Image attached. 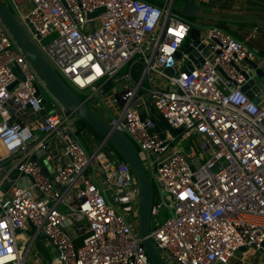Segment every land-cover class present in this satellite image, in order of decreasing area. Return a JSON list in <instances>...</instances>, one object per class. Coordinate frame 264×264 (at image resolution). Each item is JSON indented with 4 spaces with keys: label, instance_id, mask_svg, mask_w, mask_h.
<instances>
[{
    "label": "built area",
    "instance_id": "obj_1",
    "mask_svg": "<svg viewBox=\"0 0 264 264\" xmlns=\"http://www.w3.org/2000/svg\"><path fill=\"white\" fill-rule=\"evenodd\" d=\"M3 1L92 109L108 97L106 120L144 152L151 220L167 211L150 226L160 254L170 264H264V96L241 88L248 59L264 67L250 44L259 25L238 38L184 19L175 0ZM192 26L199 54L177 58ZM77 120L0 18V161L12 156L0 166V264H30L36 240L55 252L45 264H152L129 164L101 136L87 150ZM41 147L49 175L31 157Z\"/></svg>",
    "mask_w": 264,
    "mask_h": 264
},
{
    "label": "water",
    "instance_id": "obj_2",
    "mask_svg": "<svg viewBox=\"0 0 264 264\" xmlns=\"http://www.w3.org/2000/svg\"><path fill=\"white\" fill-rule=\"evenodd\" d=\"M160 1V0H155ZM181 13L194 17V18H211L217 19L218 16L205 11L204 5L197 3L195 0H182L181 3L177 4ZM102 9L91 12L90 15H96ZM0 18L6 25L10 34L20 47L21 51L32 64L34 69L44 80L50 91L65 105V107L74 113L76 119L84 120L94 131H96L101 137L106 138L118 153L127 161L129 164L135 180L137 182L138 194H137V216H138V230L142 236V242L145 247L148 258L152 264H170L158 251L153 239L150 236L151 226V206L153 203V188L151 180L148 176L146 168L142 162L139 151L133 142L126 136L122 131L111 125L106 118L102 117L94 109H92L86 101L60 76L57 70L47 61L42 55L34 43L26 35L18 23L13 11L5 4L3 0H0ZM224 29H227L225 25H220ZM236 37L242 38L238 33L230 30ZM199 29L196 26H192L189 31V37L184 41L180 48L176 51L175 56L181 57L182 52H189V57L194 60V55H198L197 48L195 47L198 43ZM256 52L257 56L264 58V49L250 43ZM200 47V46H199ZM204 52V50H203ZM199 60L202 58L199 56ZM251 65L250 72L246 73L243 71L246 80L242 83L241 88L247 93L248 96L252 97L254 101H258L264 96V67L257 66L256 61L248 59ZM185 70H191L192 65L188 60L183 66ZM171 72V69H168ZM16 83L14 81L10 84V87ZM111 81L104 84V89L107 90L111 86ZM43 109L40 113L43 115L49 110L50 106L46 98L43 99ZM156 118L162 123L166 124V119L161 115L157 114ZM181 131V128L174 129L173 132L177 133ZM98 137L94 139L98 141ZM35 142V141H34ZM34 142L28 145V148L33 146ZM49 147V146H46ZM17 151L15 155L20 154ZM48 151L46 148H39L32 154L33 159L42 165V169L46 174H50L51 165L46 158ZM12 156L5 158L0 161V166L7 162ZM30 225L31 222H30ZM246 246H242L241 249H245Z\"/></svg>",
    "mask_w": 264,
    "mask_h": 264
},
{
    "label": "trees",
    "instance_id": "obj_3",
    "mask_svg": "<svg viewBox=\"0 0 264 264\" xmlns=\"http://www.w3.org/2000/svg\"><path fill=\"white\" fill-rule=\"evenodd\" d=\"M207 4L214 7L215 11L220 9L234 13L235 17L233 19V24L236 25V29H232V30H234L235 32H239L241 35L245 34L246 31L241 29L247 24L249 25L258 24L259 26L261 25L260 27H264V0H210ZM215 11L213 10V12ZM217 16H218L217 19L200 18V20L205 24L206 23L208 24L213 23L218 25L223 24L228 29L229 28L231 29L229 18H226L224 16L222 17V15H217ZM247 18H250V20H246ZM260 35L264 38V32L260 33ZM258 39L259 37L257 36L253 44L254 45L258 44L257 46L264 45V43L260 41L262 39L260 40ZM77 122H79V124L77 123V131L81 127L84 128L85 125L90 128V126L84 120L78 119ZM97 136H99L98 133L97 135L95 134V137ZM108 146L113 147L110 143L108 144Z\"/></svg>",
    "mask_w": 264,
    "mask_h": 264
},
{
    "label": "rangeland",
    "instance_id": "obj_4",
    "mask_svg": "<svg viewBox=\"0 0 264 264\" xmlns=\"http://www.w3.org/2000/svg\"><path fill=\"white\" fill-rule=\"evenodd\" d=\"M150 1L158 3V4H161V1H155V0H150ZM181 1L182 0H175L174 6H173V10L177 14L181 15L184 19L189 20L190 22H202L200 20V18H194V17H191V16H188V15H185V14L181 13L180 9L177 7V4L181 3ZM204 9H205V11H211V10L215 11V8L210 6L209 4L204 5ZM206 24H208V23H206ZM220 25H223V24H220ZM247 25H249V24H247ZM247 25H245V26H247ZM124 69H122V71ZM113 93H114V90L110 89L109 90V95H111ZM79 94L83 95L82 93H79ZM107 103H108V97H105L104 98V104L102 105V108L95 107V111H97V113H99L102 117H104L106 119H109L111 117V114L109 113V110L107 108H105V104H107ZM103 108L107 112L105 110H103ZM77 123L79 124V122H77ZM91 134H94V136H95V134L97 135V133L94 130H92L91 127L89 128L86 125H85L84 128L81 127L77 131V135H78L79 139L81 140V142L84 145V147L87 150H89V151L92 149V142H93V138H94V137L93 138L90 137ZM180 147L183 148V145L181 144ZM138 151H139V154H140V157H141L143 163H145V154H144V152L142 150H140V149H138ZM54 161H55V159H54ZM166 216H167V211L165 209H161L160 213L155 217L156 219L153 220V221L151 220L152 221L151 222V226L157 225ZM49 248H50L49 244H45V243L40 242L39 240H36V242L33 244L32 248H31V250L29 252V259L31 260L30 264H45V263H47L46 262L47 259L51 261V258L55 254V252L52 251ZM244 250L245 249H241V250H239L238 253L241 256H246V255H244L245 254ZM246 250H247L248 254L251 253L252 251H254L253 248H251V247L247 248ZM35 256H40L41 263H39L40 261L34 263V257ZM231 264H237V262H235L233 260L231 262Z\"/></svg>",
    "mask_w": 264,
    "mask_h": 264
},
{
    "label": "crops",
    "instance_id": "obj_5",
    "mask_svg": "<svg viewBox=\"0 0 264 264\" xmlns=\"http://www.w3.org/2000/svg\"><path fill=\"white\" fill-rule=\"evenodd\" d=\"M197 3H200V4H202V5H206L210 0H195ZM210 13H213V14H216V15H222V17L224 16V17H226V18H229V23L231 24V29L229 28V30H232V29H236V25L235 24H233V19H234V17H235V14L234 13H232V12H229V11H225V10H220V9H218L217 11H215V12H213V10H211L210 11ZM252 19V18H251ZM246 20H250V18H247ZM252 25H254V24H250V25H247V26H244L241 30H244V31H246V30H248V28L249 27H251ZM261 26V25H260ZM259 26V33H258V37H259V39L258 40H260V39H262V40H260V41H262V43H264V38L260 35V33H263L264 32V27H260ZM228 29V28H227ZM234 31V30H233ZM236 33H238L240 36H243L244 34H240L239 32H236ZM255 41V40H254ZM254 43V42H253ZM257 46V45H256ZM259 48L261 47V48H263L264 49V45H261V46H258ZM94 144V140H93V142H92V145ZM53 164H54V162H53Z\"/></svg>",
    "mask_w": 264,
    "mask_h": 264
},
{
    "label": "bare ground",
    "instance_id": "obj_6",
    "mask_svg": "<svg viewBox=\"0 0 264 264\" xmlns=\"http://www.w3.org/2000/svg\"><path fill=\"white\" fill-rule=\"evenodd\" d=\"M100 112V111H99Z\"/></svg>",
    "mask_w": 264,
    "mask_h": 264
},
{
    "label": "flooded vegetation",
    "instance_id": "obj_7",
    "mask_svg": "<svg viewBox=\"0 0 264 264\" xmlns=\"http://www.w3.org/2000/svg\"><path fill=\"white\" fill-rule=\"evenodd\" d=\"M261 48V47H260Z\"/></svg>",
    "mask_w": 264,
    "mask_h": 264
}]
</instances>
